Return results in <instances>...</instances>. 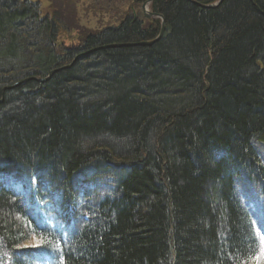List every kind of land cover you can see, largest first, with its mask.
<instances>
[{
  "label": "trees",
  "instance_id": "1",
  "mask_svg": "<svg viewBox=\"0 0 264 264\" xmlns=\"http://www.w3.org/2000/svg\"><path fill=\"white\" fill-rule=\"evenodd\" d=\"M217 1L59 49L58 20L0 0V264H254L264 0Z\"/></svg>",
  "mask_w": 264,
  "mask_h": 264
},
{
  "label": "rangeland",
  "instance_id": "2",
  "mask_svg": "<svg viewBox=\"0 0 264 264\" xmlns=\"http://www.w3.org/2000/svg\"><path fill=\"white\" fill-rule=\"evenodd\" d=\"M38 4L41 17L58 20L57 48L78 46L87 33H99L108 28L119 26L122 21L139 17L147 24L142 8L150 12L148 0H30ZM218 4L217 2L213 5ZM152 13V12H150ZM154 14V13H152ZM155 18V17H154ZM159 20L158 18H155ZM154 20V19H152ZM164 33V32H163ZM163 35V34H162ZM162 37V36H161ZM263 138V139H262ZM264 143V137H260ZM259 153L264 156V144ZM260 148V147H259ZM255 220L262 217L254 215ZM23 247H34L36 242L29 239ZM254 264H264V247L261 245L260 255Z\"/></svg>",
  "mask_w": 264,
  "mask_h": 264
},
{
  "label": "water",
  "instance_id": "3",
  "mask_svg": "<svg viewBox=\"0 0 264 264\" xmlns=\"http://www.w3.org/2000/svg\"><path fill=\"white\" fill-rule=\"evenodd\" d=\"M220 2H221V0H220ZM220 2H219V3H220ZM143 10H145L144 7H143ZM148 17H150V16H148ZM163 31H164V22H163V19H161V28H160V32H159L158 36L156 37V39H155L154 41H156V40H158V39L161 38V36H162V34H163Z\"/></svg>",
  "mask_w": 264,
  "mask_h": 264
},
{
  "label": "bare ground",
  "instance_id": "4",
  "mask_svg": "<svg viewBox=\"0 0 264 264\" xmlns=\"http://www.w3.org/2000/svg\"><path fill=\"white\" fill-rule=\"evenodd\" d=\"M155 15V14H154ZM156 16V15H155ZM264 137V136H263ZM263 139V138H262Z\"/></svg>",
  "mask_w": 264,
  "mask_h": 264
}]
</instances>
